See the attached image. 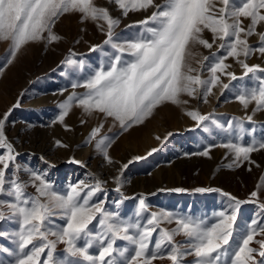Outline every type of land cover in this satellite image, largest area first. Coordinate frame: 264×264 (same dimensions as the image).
Returning a JSON list of instances; mask_svg holds the SVG:
<instances>
[{"label": "snow or ice", "instance_id": "6c2138e0", "mask_svg": "<svg viewBox=\"0 0 264 264\" xmlns=\"http://www.w3.org/2000/svg\"><path fill=\"white\" fill-rule=\"evenodd\" d=\"M111 5L123 17L149 8L156 11L137 25L126 26L135 31L122 37L116 32L121 19L111 15ZM65 14H78L81 23L90 21L97 26L105 39L103 45H94L90 51H99L106 59L72 81V89L85 91L72 92L59 104L54 123L64 122L73 103L88 115L96 114L101 122L90 130L86 143L94 141L95 149L109 165L115 162L108 149L119 134L100 136L108 120L114 127L118 125L120 133L127 132L143 124L162 105L188 104L189 100L182 96L202 98L207 103L214 87L219 86L223 94L232 81L246 77L252 80V86L240 84L234 90L235 99L245 110L254 102L253 114L264 110V76L256 75L264 73V67L246 62L253 54L264 58V0H164L163 4L154 0H107V5H98L95 0H0V41L9 45V58L0 71L12 64L29 43L47 47L58 42L61 37L53 29ZM206 31L211 33V42L204 37ZM252 37L258 38L256 46L250 44ZM217 41V52L223 50V54L213 52L204 58L208 64L202 63L200 70L192 68L188 63L189 46L198 44L211 49ZM104 46L113 51H106ZM74 55L62 64L83 70L84 62L73 59ZM228 58L240 65L241 77L228 70L232 67L225 63ZM204 71L209 74L207 78H202ZM222 76L228 77L229 83H223ZM64 91L67 88L61 93ZM11 111L0 115V222L8 220L16 227L11 232H0V237L13 245L0 246V251L11 257L7 261L0 259V264H154L157 260L170 264H264V202L259 200V191H252L245 201L222 193L232 203L214 213L217 219L211 224L167 210L151 211L144 196L136 198L135 212L125 217L120 209L129 197L122 192V174L132 161L121 166L120 175L112 177L114 191L119 194V199L111 201L112 210L106 207L107 181L91 174L69 183L61 192L47 170L20 163L19 153L6 134ZM184 115L195 122L196 128L208 131L211 125L225 134L221 142L211 143L192 155L210 157L213 148H222L231 156L227 165L231 168L253 164L252 153L264 152V130L258 135L255 127H244L245 120L254 123L253 115L229 120L226 126L211 113L185 110ZM57 146L65 147L59 141ZM69 162L85 167L74 159ZM30 186L35 194L27 191ZM262 188L264 176L257 184V189ZM212 191L216 189H195L198 193ZM243 203H256L260 213L238 233L236 222ZM172 223L176 227L163 226ZM177 235L185 240L177 241ZM117 241L126 244L120 246ZM58 245H64L63 255H57Z\"/></svg>", "mask_w": 264, "mask_h": 264}, {"label": "rangeland", "instance_id": "374dc122", "mask_svg": "<svg viewBox=\"0 0 264 264\" xmlns=\"http://www.w3.org/2000/svg\"><path fill=\"white\" fill-rule=\"evenodd\" d=\"M95 2L98 5H107V0ZM154 2L163 4L164 0ZM109 7L111 15L121 19L116 32L122 37L130 36L135 31L126 26L137 25L139 21L156 11L155 8H149L147 11L130 12L127 17H123L114 5ZM53 30L61 37L58 42L47 47L43 43H29L12 64L0 71V115L9 109L12 110L6 134L19 153L21 164L36 170H47L61 192L66 190L69 183L85 179L88 174L107 181L104 185L108 193L106 207L112 210L114 205L111 201L119 199V194L114 191L116 184L112 177L120 175L118 170L121 166L132 161L122 174L125 180L122 192L124 196L129 197L124 200L120 209L125 217L133 215L138 203L136 198L140 196L146 198L151 211L167 210L176 215L205 219L209 224L217 219L214 213L232 203L222 193L245 201L250 198L252 191L257 190L261 193L259 200L264 202V188L257 189V184L264 176V152L252 153L251 158L255 162L253 164L244 163L240 167L231 168L227 166L231 163V156L225 149L213 148L210 157L192 155L211 143L221 142L225 134L211 125L208 131H204L203 127L196 128L195 122L184 115L185 110H197L201 114L211 113L224 126L229 120L253 115L254 123L249 124L245 120L244 127L246 129L255 127L259 135L264 130V110L253 114L254 102L245 110L234 96V90L240 84L252 86L250 78L232 81L229 89L223 90V94L219 86L214 87L207 103L202 98L193 100L182 96L181 99L189 100L188 104L162 105L143 124L134 125L127 132L120 133L118 125L114 127L112 121L108 120L100 136L111 137L119 134L108 149L110 157L115 162L114 165H109L103 155L95 149L94 141L86 143L90 130L101 122L96 114L88 115L73 103L64 122L54 123L60 111L59 104L72 92L85 91L83 88L72 89L70 87L72 81L82 78L84 73L99 67L101 60L106 59L101 52L90 51L94 45H103L105 36L94 23L90 21L81 23L78 14H65ZM204 37L211 42V33L206 31ZM257 40V37L250 38V44L256 46ZM218 44L219 41L211 49L198 44L190 45L191 55L188 57L190 66L200 70L202 63L208 64L205 57H210L213 52L222 55L223 50L217 52ZM104 48L108 52L113 51L109 46ZM8 50V43L0 41V66L9 58ZM73 53L75 54L72 56L73 59L84 62L83 70L62 64V61ZM246 62L250 66L264 67V58L259 54H253ZM225 63L232 65L228 70L237 77L243 75L242 68L232 58H228ZM208 75L204 71L202 78H207ZM256 75L264 76V73ZM221 80L223 83H229L226 76H222ZM65 88L67 91L61 93ZM17 104L19 106L14 108L13 105ZM82 121L85 123H81ZM57 141L65 147L57 146ZM153 149L157 151L152 152ZM149 152H152V155L149 156ZM136 157L144 159L136 160ZM73 159L82 162L85 167L70 163L69 161ZM22 178L27 179L26 176ZM196 188H211L216 191L198 193L195 192ZM175 189L182 191L176 192ZM27 191L35 194L31 186ZM100 198L104 199L103 196ZM259 213L256 203L241 204L236 231L242 232L248 222L253 218H259ZM163 226L168 229L176 227L175 223ZM15 227L16 225L8 220L0 222V232H11ZM176 240L184 241L185 237L177 235ZM117 244L124 246L126 242L117 241ZM0 246L13 247L11 241L2 237ZM252 246L257 247L255 244ZM63 248L64 245H58L57 255H63ZM0 259L7 261L11 260V257L0 251ZM187 259L190 261L192 257ZM154 264L170 262L157 260Z\"/></svg>", "mask_w": 264, "mask_h": 264}]
</instances>
